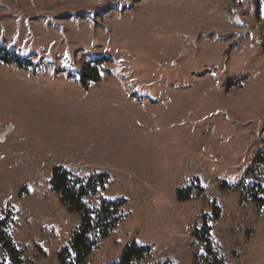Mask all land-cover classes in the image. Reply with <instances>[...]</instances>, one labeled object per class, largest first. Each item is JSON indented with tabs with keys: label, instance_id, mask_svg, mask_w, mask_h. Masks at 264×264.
I'll use <instances>...</instances> for the list:
<instances>
[{
	"label": "rangeland",
	"instance_id": "rangeland-1",
	"mask_svg": "<svg viewBox=\"0 0 264 264\" xmlns=\"http://www.w3.org/2000/svg\"><path fill=\"white\" fill-rule=\"evenodd\" d=\"M0 49V264H62L55 169L119 207L87 264H264V0H0Z\"/></svg>",
	"mask_w": 264,
	"mask_h": 264
},
{
	"label": "trees",
	"instance_id": "trees-1",
	"mask_svg": "<svg viewBox=\"0 0 264 264\" xmlns=\"http://www.w3.org/2000/svg\"><path fill=\"white\" fill-rule=\"evenodd\" d=\"M29 60L22 58L12 52L0 49V66L15 65L21 69L29 70L31 65ZM106 184V177L90 178L85 181L74 177L71 172L62 169H55L52 179V190L60 198L61 203L69 209L70 212L80 214L82 216L81 228L77 232L75 238L71 243L70 249H65L61 255L62 264H87V258L95 247V242L91 238V234L98 228L101 236L107 238L117 228L118 215H116L115 204L105 203L102 205V223L93 221L86 205V200L95 195L101 187ZM185 191L182 194H188ZM182 197L185 195H181ZM186 200V199H184ZM118 205V204H117ZM97 223V224H96ZM4 225L3 223H1ZM93 230V231H92ZM1 233L3 231H0ZM0 244L4 248L11 245V241L4 240L0 234ZM149 253V249L139 246L137 244L129 245L118 263L115 264H134L142 261Z\"/></svg>",
	"mask_w": 264,
	"mask_h": 264
}]
</instances>
